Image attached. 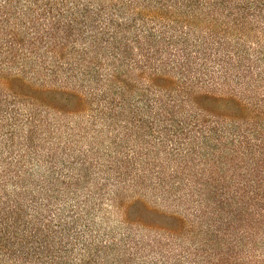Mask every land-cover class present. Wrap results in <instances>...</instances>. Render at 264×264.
Listing matches in <instances>:
<instances>
[{"label": "trees", "instance_id": "1", "mask_svg": "<svg viewBox=\"0 0 264 264\" xmlns=\"http://www.w3.org/2000/svg\"><path fill=\"white\" fill-rule=\"evenodd\" d=\"M0 264H264V0H0Z\"/></svg>", "mask_w": 264, "mask_h": 264}, {"label": "rangeland", "instance_id": "2", "mask_svg": "<svg viewBox=\"0 0 264 264\" xmlns=\"http://www.w3.org/2000/svg\"><path fill=\"white\" fill-rule=\"evenodd\" d=\"M130 200L126 199V202H129ZM147 201V200H146ZM147 203L150 204V206L152 205L150 202L147 201ZM160 210V208H158ZM158 210V211H159ZM137 214L136 213H132V218L136 217ZM143 219H145L146 221H148L149 223H162L164 222L163 220L161 219H157V218H154V217H147V216H142Z\"/></svg>", "mask_w": 264, "mask_h": 264}]
</instances>
